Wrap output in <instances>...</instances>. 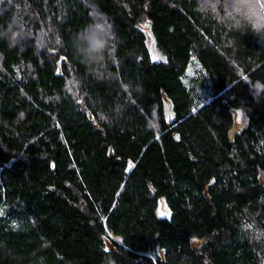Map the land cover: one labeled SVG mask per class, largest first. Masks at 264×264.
<instances>
[{
    "label": "trees",
    "instance_id": "trees-1",
    "mask_svg": "<svg viewBox=\"0 0 264 264\" xmlns=\"http://www.w3.org/2000/svg\"><path fill=\"white\" fill-rule=\"evenodd\" d=\"M0 264H264V37L197 0H0Z\"/></svg>",
    "mask_w": 264,
    "mask_h": 264
},
{
    "label": "clouds",
    "instance_id": "clouds-1",
    "mask_svg": "<svg viewBox=\"0 0 264 264\" xmlns=\"http://www.w3.org/2000/svg\"><path fill=\"white\" fill-rule=\"evenodd\" d=\"M197 7L229 32L264 37V0H197ZM15 39L14 35L11 42ZM72 49L74 57L93 75L103 78L115 54V36L103 24H88L73 36Z\"/></svg>",
    "mask_w": 264,
    "mask_h": 264
},
{
    "label": "rangeland",
    "instance_id": "rangeland-1",
    "mask_svg": "<svg viewBox=\"0 0 264 264\" xmlns=\"http://www.w3.org/2000/svg\"><path fill=\"white\" fill-rule=\"evenodd\" d=\"M234 119H235V123L232 129L233 131H237L247 123V116L240 109L234 111Z\"/></svg>",
    "mask_w": 264,
    "mask_h": 264
},
{
    "label": "water",
    "instance_id": "water-1",
    "mask_svg": "<svg viewBox=\"0 0 264 264\" xmlns=\"http://www.w3.org/2000/svg\"><path fill=\"white\" fill-rule=\"evenodd\" d=\"M171 120H172V119L169 120L168 124L171 123Z\"/></svg>",
    "mask_w": 264,
    "mask_h": 264
}]
</instances>
